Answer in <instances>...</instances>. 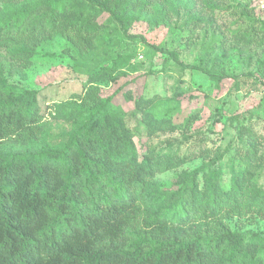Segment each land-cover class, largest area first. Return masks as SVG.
I'll return each instance as SVG.
<instances>
[{
    "label": "trees",
    "instance_id": "1",
    "mask_svg": "<svg viewBox=\"0 0 264 264\" xmlns=\"http://www.w3.org/2000/svg\"><path fill=\"white\" fill-rule=\"evenodd\" d=\"M162 2L38 0L0 20V46L33 49L60 34L81 56L101 28L100 13L128 28L132 16ZM232 35L244 46H259L264 27ZM165 53L177 60L174 51ZM11 54L23 68L29 66V47ZM112 70L96 79L110 77ZM98 89L91 84L77 95L85 111L79 126L59 144L40 148L32 147L42 133L37 92H0V264H264L263 240L223 222L264 211V192L257 189L250 198L243 188L246 168L226 188L218 185L219 168L201 187L196 175L186 176L175 190L159 192L148 217L142 216L141 202L162 162L148 152L140 155L133 140L139 127L150 130L146 116L137 117L141 97L129 113L98 100ZM153 118L159 122L163 116L155 112ZM246 132L248 168L257 136ZM200 220L209 224L193 234L176 228ZM140 221L143 230L131 234Z\"/></svg>",
    "mask_w": 264,
    "mask_h": 264
},
{
    "label": "rangeland",
    "instance_id": "2",
    "mask_svg": "<svg viewBox=\"0 0 264 264\" xmlns=\"http://www.w3.org/2000/svg\"><path fill=\"white\" fill-rule=\"evenodd\" d=\"M37 1L0 0V20ZM261 1L163 0L132 16L128 28L100 13L96 21L101 28L92 48L81 56L67 48L60 34L33 49L0 46V92H37L42 133L33 148L55 146L79 126L85 111L77 95L91 84L99 88L98 100H109L129 113L141 97L137 117L146 116L150 130L139 127L133 140L140 155L148 152L162 162L141 202L144 218L159 192L175 190L184 177L194 175L201 187L214 168L221 170L217 181L222 188L246 168L242 184L253 198L255 190L264 192V41L244 46L232 34L264 27ZM27 47L32 57L23 68L11 52ZM165 50L174 51L177 60ZM111 68L110 77L96 79ZM155 112L163 116L161 121L155 122ZM246 131L257 136L255 161L248 168ZM223 222L260 238L264 249V211L252 210ZM142 224L130 233H139ZM207 224L190 221L176 228L193 234Z\"/></svg>",
    "mask_w": 264,
    "mask_h": 264
},
{
    "label": "built area",
    "instance_id": "3",
    "mask_svg": "<svg viewBox=\"0 0 264 264\" xmlns=\"http://www.w3.org/2000/svg\"><path fill=\"white\" fill-rule=\"evenodd\" d=\"M260 9L264 13V0L261 1Z\"/></svg>",
    "mask_w": 264,
    "mask_h": 264
}]
</instances>
